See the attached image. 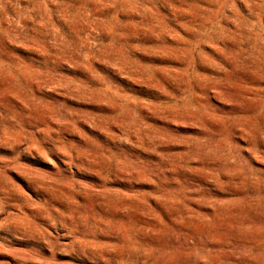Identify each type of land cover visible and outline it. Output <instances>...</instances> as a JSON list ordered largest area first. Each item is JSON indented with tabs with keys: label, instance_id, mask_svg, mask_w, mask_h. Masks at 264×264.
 I'll use <instances>...</instances> for the list:
<instances>
[{
	"label": "rangeland",
	"instance_id": "rangeland-1",
	"mask_svg": "<svg viewBox=\"0 0 264 264\" xmlns=\"http://www.w3.org/2000/svg\"><path fill=\"white\" fill-rule=\"evenodd\" d=\"M0 264H264V0H0Z\"/></svg>",
	"mask_w": 264,
	"mask_h": 264
}]
</instances>
